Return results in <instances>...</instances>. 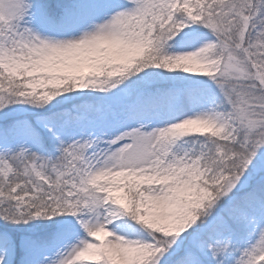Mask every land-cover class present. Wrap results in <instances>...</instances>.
I'll list each match as a JSON object with an SVG mask.
<instances>
[{
  "label": "snow or ice",
  "instance_id": "obj_1",
  "mask_svg": "<svg viewBox=\"0 0 264 264\" xmlns=\"http://www.w3.org/2000/svg\"><path fill=\"white\" fill-rule=\"evenodd\" d=\"M0 264H264V0H0Z\"/></svg>",
  "mask_w": 264,
  "mask_h": 264
}]
</instances>
